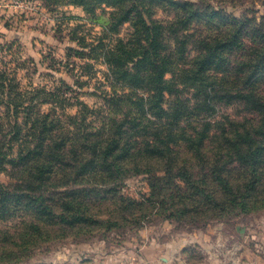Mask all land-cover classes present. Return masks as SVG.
Masks as SVG:
<instances>
[{
  "label": "trees",
  "instance_id": "1",
  "mask_svg": "<svg viewBox=\"0 0 264 264\" xmlns=\"http://www.w3.org/2000/svg\"><path fill=\"white\" fill-rule=\"evenodd\" d=\"M69 1L110 10L97 40L75 37L81 49L68 50L105 67L103 105L66 113L60 87H24L23 64L2 63L0 171L10 181L0 183V221H17L23 245L31 243L45 227L91 219L71 195L54 209L51 189L78 183L115 194L151 172L163 175L145 202L169 219L207 222L264 208V16L195 0ZM74 67L91 78L97 71L91 62Z\"/></svg>",
  "mask_w": 264,
  "mask_h": 264
},
{
  "label": "rangeland",
  "instance_id": "2",
  "mask_svg": "<svg viewBox=\"0 0 264 264\" xmlns=\"http://www.w3.org/2000/svg\"><path fill=\"white\" fill-rule=\"evenodd\" d=\"M195 1L223 7L237 17L264 16V0ZM109 11L100 7L90 11L69 0H0V67L3 62L11 67L22 63L18 78L24 87L40 85L49 91L60 87L61 94L70 99L66 113L76 115L83 106L100 107L103 100L98 96V83L105 82V67L93 57L68 56V50L81 49L75 37L85 38L88 44L97 40ZM127 31L124 26L116 35L124 37ZM84 62L94 63L97 71L92 78L77 74L76 67L72 71L75 63ZM104 89L111 90L108 84ZM42 108L47 111L50 105ZM7 175L0 171V183H9ZM162 175H134L115 194L78 183L51 189L48 201L54 209L60 211L71 195L83 202L86 217L99 222L89 219L76 225L45 227L42 236L23 245L20 226L15 225L18 222L0 221V264H264V208L207 222L198 216L169 219L171 212L145 202L151 196L153 179ZM130 200L146 204L124 208ZM172 207L177 215V208ZM14 232L17 236H12ZM150 243L162 248L153 257L146 250Z\"/></svg>",
  "mask_w": 264,
  "mask_h": 264
},
{
  "label": "crops",
  "instance_id": "3",
  "mask_svg": "<svg viewBox=\"0 0 264 264\" xmlns=\"http://www.w3.org/2000/svg\"><path fill=\"white\" fill-rule=\"evenodd\" d=\"M151 246L147 247V254L151 257H153V255H157L159 250H162V248L159 245H154V243H150Z\"/></svg>",
  "mask_w": 264,
  "mask_h": 264
}]
</instances>
